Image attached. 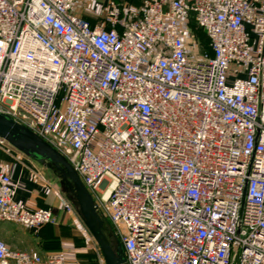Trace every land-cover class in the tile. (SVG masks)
<instances>
[{
  "label": "built area",
  "instance_id": "1",
  "mask_svg": "<svg viewBox=\"0 0 264 264\" xmlns=\"http://www.w3.org/2000/svg\"><path fill=\"white\" fill-rule=\"evenodd\" d=\"M77 1L0 0V113L67 159L124 264H264V0H106L100 23ZM13 195L0 167V223L58 222ZM0 264L66 261L0 239Z\"/></svg>",
  "mask_w": 264,
  "mask_h": 264
},
{
  "label": "crops",
  "instance_id": "2",
  "mask_svg": "<svg viewBox=\"0 0 264 264\" xmlns=\"http://www.w3.org/2000/svg\"><path fill=\"white\" fill-rule=\"evenodd\" d=\"M0 149L8 152L7 155L13 159L12 164H1L0 167L10 176L14 185V200L29 209L51 206L58 216L57 223H48L36 231L27 232L22 240L26 242L23 249H34L42 256L61 253L66 264H89L88 257L92 256L93 246L83 233L78 218L61 211L60 196L46 189L45 185L31 176L30 165L26 166V161L36 164L39 168L52 167L47 162H40L14 148L11 151L3 147Z\"/></svg>",
  "mask_w": 264,
  "mask_h": 264
},
{
  "label": "water",
  "instance_id": "3",
  "mask_svg": "<svg viewBox=\"0 0 264 264\" xmlns=\"http://www.w3.org/2000/svg\"><path fill=\"white\" fill-rule=\"evenodd\" d=\"M0 138L11 147L40 162H47L59 172L60 182L65 184L74 198L80 217L87 231L95 241L105 264H124L125 257L119 242L112 244L104 234L103 220L95 203L67 159L24 125L0 113ZM232 257L231 264H234Z\"/></svg>",
  "mask_w": 264,
  "mask_h": 264
},
{
  "label": "rangeland",
  "instance_id": "4",
  "mask_svg": "<svg viewBox=\"0 0 264 264\" xmlns=\"http://www.w3.org/2000/svg\"><path fill=\"white\" fill-rule=\"evenodd\" d=\"M120 5H126L131 7L138 6L142 0H112ZM107 4L106 0H78L76 3L75 11L76 13L89 21L90 23H100L104 17V8ZM184 40L186 45L188 46L190 53L195 52H205L208 51L207 47V39L205 34L199 30L192 19V17H188L180 23ZM5 150L0 149V165H10L13 163V159L10 158ZM26 166L30 165L29 168L31 170V176L39 183L45 185L46 189L53 191L56 195L60 196V198H65L70 201L73 205L74 211L71 212L72 215L76 216L80 222L81 229L83 233L86 235L88 242L93 246L92 256H89V262L93 263L102 259L101 253L96 245L95 241L91 237L90 233L85 228L83 221L80 217L78 209L74 204V198L72 194L69 192L67 186L60 182L59 172L52 167H42L39 168L36 164H33L30 161H26ZM38 169V170H37ZM101 219L103 220L104 225V234L108 237V239L112 242V244H116V240L110 235L111 226L109 225L104 213L98 212ZM31 231V229H27L19 224L10 223V222H1L0 223V238L4 240L7 245L14 249L26 250L23 249L25 247L24 241H22L26 235V233ZM33 231V230H32ZM89 263V264H90Z\"/></svg>",
  "mask_w": 264,
  "mask_h": 264
},
{
  "label": "trees",
  "instance_id": "5",
  "mask_svg": "<svg viewBox=\"0 0 264 264\" xmlns=\"http://www.w3.org/2000/svg\"><path fill=\"white\" fill-rule=\"evenodd\" d=\"M198 28V27H197ZM199 29V28H198ZM200 30V29H199Z\"/></svg>",
  "mask_w": 264,
  "mask_h": 264
},
{
  "label": "bare ground",
  "instance_id": "6",
  "mask_svg": "<svg viewBox=\"0 0 264 264\" xmlns=\"http://www.w3.org/2000/svg\"><path fill=\"white\" fill-rule=\"evenodd\" d=\"M105 194H107V193H105Z\"/></svg>",
  "mask_w": 264,
  "mask_h": 264
}]
</instances>
